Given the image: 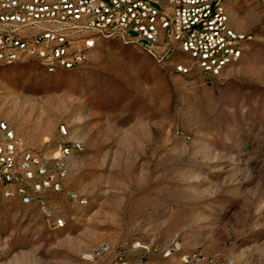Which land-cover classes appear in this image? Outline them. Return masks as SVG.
Instances as JSON below:
<instances>
[{"label":"rangeland","instance_id":"374dc122","mask_svg":"<svg viewBox=\"0 0 264 264\" xmlns=\"http://www.w3.org/2000/svg\"><path fill=\"white\" fill-rule=\"evenodd\" d=\"M231 6L248 40L216 78L120 38L73 70L0 63V121L46 166L30 185L49 182L37 194L64 223L0 186V264H91L102 245L174 242L264 264V27L258 0Z\"/></svg>","mask_w":264,"mask_h":264},{"label":"built area","instance_id":"2783aa9c","mask_svg":"<svg viewBox=\"0 0 264 264\" xmlns=\"http://www.w3.org/2000/svg\"><path fill=\"white\" fill-rule=\"evenodd\" d=\"M231 1L0 0V63L28 58L40 61L51 73L73 70L90 59L99 41L120 38L139 45L160 64L178 55L187 57L191 64H177L176 73L187 75L196 68L216 78L240 62L248 40L230 25ZM258 1L264 27V0ZM61 131L67 134L64 127ZM22 145L0 121V186L12 188L9 194L17 193L24 204L37 202L47 220L63 227V220L55 219L52 208L37 194L49 182L30 185L37 175L46 174V166ZM158 257L163 259L159 264H173L175 258L181 264H235L221 253L183 251L179 242L120 249L102 245L85 254L91 264H154Z\"/></svg>","mask_w":264,"mask_h":264},{"label":"crops","instance_id":"0c3cea01","mask_svg":"<svg viewBox=\"0 0 264 264\" xmlns=\"http://www.w3.org/2000/svg\"><path fill=\"white\" fill-rule=\"evenodd\" d=\"M232 5H233V2H232ZM232 6H231V2L229 4V11L231 10Z\"/></svg>","mask_w":264,"mask_h":264}]
</instances>
